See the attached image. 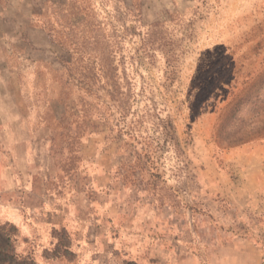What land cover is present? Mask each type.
<instances>
[{
  "label": "rangeland",
  "instance_id": "1",
  "mask_svg": "<svg viewBox=\"0 0 264 264\" xmlns=\"http://www.w3.org/2000/svg\"><path fill=\"white\" fill-rule=\"evenodd\" d=\"M25 186L73 225L0 218V264H264V0H0V202Z\"/></svg>",
  "mask_w": 264,
  "mask_h": 264
},
{
  "label": "crops",
  "instance_id": "2",
  "mask_svg": "<svg viewBox=\"0 0 264 264\" xmlns=\"http://www.w3.org/2000/svg\"><path fill=\"white\" fill-rule=\"evenodd\" d=\"M20 190L21 191H18L21 193L18 195V201L14 199L13 201L5 200L0 202V218L3 220L14 221L18 225H73L70 223H65L66 220L74 216V210L72 206L65 204L64 211L58 215H54L57 221H51L48 217L50 214L46 213L41 216V214H39V205L36 204V202L30 200L29 193L32 191H30L27 186ZM132 226L133 225H124L123 229H119V238L117 236L116 239L119 244L122 243V245L128 248L125 252L129 253H131V251H136L137 243V239L131 237L133 235L131 232ZM80 233L83 235V232ZM80 233L78 236H80ZM233 245L237 248V250L235 249V254H233V257L237 258L236 260H238L237 262L239 264H244V262L247 260L246 254L242 252L240 246H238V243ZM228 249L230 248L227 247L225 250ZM120 253H124L123 250ZM173 264H180V262H175Z\"/></svg>",
  "mask_w": 264,
  "mask_h": 264
},
{
  "label": "trees",
  "instance_id": "3",
  "mask_svg": "<svg viewBox=\"0 0 264 264\" xmlns=\"http://www.w3.org/2000/svg\"><path fill=\"white\" fill-rule=\"evenodd\" d=\"M63 43V42H62ZM20 264V263H19Z\"/></svg>",
  "mask_w": 264,
  "mask_h": 264
}]
</instances>
